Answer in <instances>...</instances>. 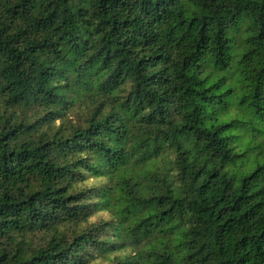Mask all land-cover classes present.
<instances>
[{
	"label": "trees",
	"instance_id": "trees-1",
	"mask_svg": "<svg viewBox=\"0 0 264 264\" xmlns=\"http://www.w3.org/2000/svg\"><path fill=\"white\" fill-rule=\"evenodd\" d=\"M0 264H264V0H0Z\"/></svg>",
	"mask_w": 264,
	"mask_h": 264
}]
</instances>
